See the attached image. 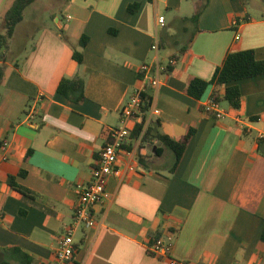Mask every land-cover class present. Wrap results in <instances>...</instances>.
<instances>
[{
    "label": "crops",
    "instance_id": "1",
    "mask_svg": "<svg viewBox=\"0 0 264 264\" xmlns=\"http://www.w3.org/2000/svg\"><path fill=\"white\" fill-rule=\"evenodd\" d=\"M34 3L20 23L34 27L32 49L11 60L0 50V264H19L14 248L32 264L54 261L77 188L89 183L105 132L120 125L121 109L142 86L144 64L152 68L143 92L150 105L137 125L157 123L174 139L195 133L173 173L169 148L132 133L108 181V199L93 209L94 226L75 237L70 264H264V75L209 85L200 100L187 94L193 78L210 82L230 52L253 50L264 60V6L209 0L195 26L184 19L201 0H48L39 4L41 23L27 16ZM11 4L0 0V22ZM133 4L140 6L131 13ZM165 34L178 45L160 49ZM84 36L79 65L73 53ZM169 59L173 71L151 85L154 66ZM76 76L85 82L81 102L57 92L62 79ZM229 86L240 90L239 109L219 103L222 119L202 110ZM9 177L32 195L13 189ZM156 233L170 246L161 258L148 254Z\"/></svg>",
    "mask_w": 264,
    "mask_h": 264
},
{
    "label": "trees",
    "instance_id": "2",
    "mask_svg": "<svg viewBox=\"0 0 264 264\" xmlns=\"http://www.w3.org/2000/svg\"><path fill=\"white\" fill-rule=\"evenodd\" d=\"M37 0H12V4L7 9V11L2 16L1 26L5 31V35L0 36V50L3 49L4 44H7V40L11 39L15 33L16 27L23 21L24 19V11L27 7H29L32 3ZM209 0H201V3L198 5L195 14L188 19H184L186 22H191L195 26H197L198 19L200 15L205 10L207 3ZM242 4L247 7L251 0H240ZM140 4H133L129 6V11L131 13L135 12L139 8ZM187 31V29H184ZM59 34L66 43H69V38L65 35L64 31L59 30ZM179 35V34H178ZM176 38V36L174 37ZM174 38L165 34L160 41V49L164 50L166 48L173 47L178 45L175 43ZM88 37L84 36L79 41L80 51L76 50L73 53V59L81 65L84 61L83 50L86 48L88 44ZM185 51V47H181L180 52L183 53ZM3 54L2 58L3 59ZM168 73L173 71V67L168 66ZM264 75V60H259L256 57V54L253 50H245L240 52H230L226 55V58L221 67L217 68L213 79L210 82L204 81L199 78H193L187 88V94L196 99L200 100L205 94L209 85H215L217 87L231 84L237 82L239 80L254 78L257 76ZM144 77V75L141 74ZM5 77V67L0 65V87ZM142 78V77H141ZM58 94L68 98L74 102H81L85 99V82L82 77L76 76L74 78L68 79L64 78L59 83ZM145 98V97H144ZM212 99L216 103L227 102L232 108L239 109L241 105V93L238 87L229 86L226 89L224 97H220L217 92L212 95ZM149 102L145 104L143 107V111L146 113L149 109ZM203 111L210 115H214L213 112L207 110L206 108H202ZM144 121L137 125L133 136L135 138H140L143 129H144ZM159 124H153L152 126H148L145 129L142 140L146 141L148 139H156L165 147L172 150L174 153V165L171 170L173 173L178 167L186 148L192 139L195 131L190 130L188 134L181 139H174L170 136L164 135L158 130ZM157 155H160V148L157 149ZM259 153L264 156V137L259 140ZM23 175V174H22ZM9 185L20 192L22 195L30 197L31 192L19 185L16 184L14 177H9L8 179ZM151 241L148 245V254L155 256L153 252H151L150 247L158 240L161 239V234H150ZM261 241L264 242V231L261 236ZM12 254H15V260L19 262V264H32V258L24 253L20 249L14 248L11 250ZM161 258V257H159ZM4 264H8L6 261Z\"/></svg>",
    "mask_w": 264,
    "mask_h": 264
},
{
    "label": "built area",
    "instance_id": "3",
    "mask_svg": "<svg viewBox=\"0 0 264 264\" xmlns=\"http://www.w3.org/2000/svg\"><path fill=\"white\" fill-rule=\"evenodd\" d=\"M159 25H165V18L160 17ZM238 26V22H234ZM236 41L240 40L239 34H236ZM152 51H159L158 39L152 45ZM176 64L174 59H169L166 65L157 63L154 66L155 77L151 79V85L157 87L160 84L159 76L167 73L168 66L173 67ZM140 72L144 75L143 84L137 88L129 97L126 104L121 109V123L117 127L109 128L105 132L106 143L103 147L100 157L91 169V179L88 184L78 186L77 200L74 206L73 218L71 224L66 228L65 233L60 239L59 247L55 253L54 261L51 264H70L76 252L75 237L82 230H90L95 224L93 209L95 206L103 203L109 197L108 181L112 176L117 175V164L120 152L124 150L125 145L138 124V119L143 114L145 106V98L143 92L145 82L152 73V68L148 64H144L140 68ZM207 110L213 112L216 119H222L226 112L221 108L219 103L210 100ZM153 114H159L158 110H154ZM145 123V122H144ZM144 124L143 132L139 139H142L146 129ZM151 252L156 257H163L164 253L170 250V246L161 238L151 247ZM180 264V263H177Z\"/></svg>",
    "mask_w": 264,
    "mask_h": 264
},
{
    "label": "rangeland",
    "instance_id": "4",
    "mask_svg": "<svg viewBox=\"0 0 264 264\" xmlns=\"http://www.w3.org/2000/svg\"><path fill=\"white\" fill-rule=\"evenodd\" d=\"M263 1V2H261ZM41 2L47 3L48 0H38L34 3L31 8L29 9L27 16L32 14L34 18L39 22H44V14H42L39 6ZM257 2L264 6V0H257ZM49 23H53L51 19L48 20ZM34 27L26 24H20L17 26L16 31L12 39H8L7 44H4L2 49L3 56H6L8 60H11L12 57L16 55V57L21 56L23 53L29 52L33 45V39L31 36L34 34ZM5 35V31L2 29L1 22H0V36ZM163 53V52H162ZM175 60V59H174ZM172 151L165 157V161L168 165L173 163V155Z\"/></svg>",
    "mask_w": 264,
    "mask_h": 264
}]
</instances>
